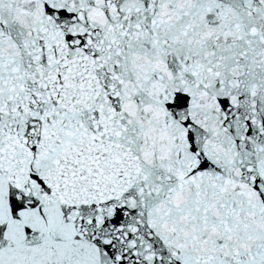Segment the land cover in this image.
<instances>
[{
	"label": "snow or ice",
	"instance_id": "1",
	"mask_svg": "<svg viewBox=\"0 0 264 264\" xmlns=\"http://www.w3.org/2000/svg\"><path fill=\"white\" fill-rule=\"evenodd\" d=\"M0 264H264V0H0Z\"/></svg>",
	"mask_w": 264,
	"mask_h": 264
}]
</instances>
